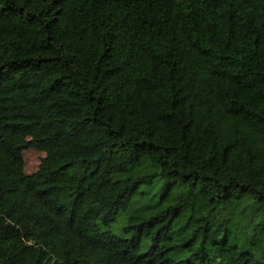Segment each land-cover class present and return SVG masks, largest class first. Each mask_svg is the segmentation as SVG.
Masks as SVG:
<instances>
[{
    "label": "trees",
    "instance_id": "trees-1",
    "mask_svg": "<svg viewBox=\"0 0 264 264\" xmlns=\"http://www.w3.org/2000/svg\"><path fill=\"white\" fill-rule=\"evenodd\" d=\"M0 264H264V0H0Z\"/></svg>",
    "mask_w": 264,
    "mask_h": 264
},
{
    "label": "rangeland",
    "instance_id": "rangeland-1",
    "mask_svg": "<svg viewBox=\"0 0 264 264\" xmlns=\"http://www.w3.org/2000/svg\"><path fill=\"white\" fill-rule=\"evenodd\" d=\"M45 153L34 147L24 150L25 158V171L27 174L35 173L41 164L42 159L44 158ZM160 184H163L162 181L154 183L152 185H143L142 191L150 195L159 196L165 190V186L160 187Z\"/></svg>",
    "mask_w": 264,
    "mask_h": 264
}]
</instances>
